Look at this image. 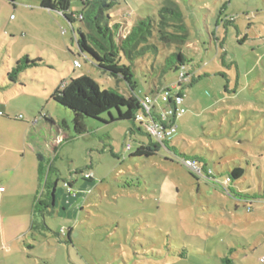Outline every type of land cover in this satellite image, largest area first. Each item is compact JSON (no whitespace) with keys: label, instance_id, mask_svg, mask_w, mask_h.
Instances as JSON below:
<instances>
[{"label":"rangeland","instance_id":"1","mask_svg":"<svg viewBox=\"0 0 264 264\" xmlns=\"http://www.w3.org/2000/svg\"><path fill=\"white\" fill-rule=\"evenodd\" d=\"M167 1L183 12L192 59L184 71L196 81L182 89L186 114L177 121L174 152L163 147L154 157L136 158L149 138L131 135L133 122L107 124L105 114L103 121L88 120V133L77 137L72 112L52 99L82 77L101 91L118 89L80 52V24L44 12L41 0L15 6L0 0V181L13 179L2 204L12 215L24 212L19 204H34L35 192L14 181L29 182L37 147L45 178L61 177L56 209L41 208L34 233L3 246L0 264H222L227 256L233 264H264V0H125L114 18L128 16L132 25ZM81 8L71 0L73 12ZM25 56L43 65L12 74ZM138 65L140 96L180 79L177 71L161 76ZM56 147L51 160L59 172L50 174L48 150ZM236 167L246 171L239 181L231 176Z\"/></svg>","mask_w":264,"mask_h":264},{"label":"trees","instance_id":"2","mask_svg":"<svg viewBox=\"0 0 264 264\" xmlns=\"http://www.w3.org/2000/svg\"><path fill=\"white\" fill-rule=\"evenodd\" d=\"M17 1L7 0L8 3L14 6ZM124 1L80 0L82 3L81 10L73 12L71 0H41L42 9L57 12L71 25L76 22L80 24L77 38L80 52L103 74L113 78L118 88L101 91L96 81L88 77H82L77 80L71 79V82L56 89L52 99L72 112L73 130L77 137L85 136L88 133V120L103 121L102 117L105 114L110 116V122L106 121L107 124L120 121L133 122L137 129H130L131 135H136L139 131L148 136L149 143L141 142L131 157L151 158L156 156L163 147L171 152H174L175 147L172 146V139L167 140L164 144L156 142L146 129V123L137 122L136 116L141 110L140 103L142 99L151 96L154 100L157 99V104L153 108V117L160 119L162 113L166 110V106L162 101L159 103V97L169 86L155 85L150 93L140 96L138 82L136 81V67H139L140 63L136 66V62L141 60L144 66L142 71L149 74L164 76L172 71L179 72L180 76L184 74L181 81L179 80L182 89L190 81V78L192 83L195 82L196 78L184 71L187 65L192 63V59L187 53L190 39L189 31L183 12L174 2H165L158 9L156 15L139 18L130 25L128 16L117 15V18H114L115 8ZM127 23L128 27H126ZM42 65L41 59L32 61L28 56H25L17 61L12 74L19 75L29 68ZM11 78L14 81L17 80V77L11 76ZM122 84L125 85L123 91L120 89ZM113 110L117 112V116L113 115ZM179 119L176 120V124ZM62 126L69 129L66 121L62 122ZM70 140L72 139L66 138V141ZM128 146L130 148L127 150L132 151L131 145ZM56 150H58V147ZM37 157L39 161V180L44 183L43 188L46 190L42 195L45 196L46 192V199L42 200L38 197L42 187L40 185L34 201L31 233L36 230L35 221L40 209H54L53 203L61 178L57 175L52 183L49 179L50 175L46 179L45 160L39 154ZM49 164H51L49 165L50 174L52 171L59 172L52 162H49ZM245 173L244 168L236 167L232 170L231 176L235 181H239L245 176ZM230 180L228 178V181ZM65 183H68L69 189L72 190L74 182L64 181ZM262 195L264 196V184ZM52 213L50 212V214ZM30 248L32 247L30 246ZM222 264H233V262L227 256L222 259Z\"/></svg>","mask_w":264,"mask_h":264},{"label":"built area","instance_id":"3","mask_svg":"<svg viewBox=\"0 0 264 264\" xmlns=\"http://www.w3.org/2000/svg\"><path fill=\"white\" fill-rule=\"evenodd\" d=\"M75 67L81 68L82 65L79 61H75ZM184 77L181 74L180 81ZM162 102L166 106V110L162 113L160 119L153 117V108L157 104V99H153L151 96H146L142 99L140 105L141 110L136 116L137 122H145L146 129L150 133L151 137L158 143L164 144L167 140L172 139L178 131L176 120L181 118L186 113V108L183 106L185 101V95L182 88L179 85V81L169 86L162 94ZM130 147L128 146L127 149ZM191 166L194 164L190 163ZM85 179L92 180L94 174L87 172L84 175ZM69 189L68 183L64 184ZM4 187H0V193L5 192ZM70 190V189H69Z\"/></svg>","mask_w":264,"mask_h":264},{"label":"crops","instance_id":"4","mask_svg":"<svg viewBox=\"0 0 264 264\" xmlns=\"http://www.w3.org/2000/svg\"><path fill=\"white\" fill-rule=\"evenodd\" d=\"M42 10L47 13V10H44V9ZM48 12H52V11H48ZM53 13H57V12H53ZM56 148H54L53 151L51 149L48 150V160H47L48 162H52L51 158L56 156V153L58 151L56 150ZM36 150H37V153L35 154V156L37 158V161H38V157H37L38 154L41 155L45 160V157L42 154V150H40L39 147H37ZM49 151H51V153L54 155H51ZM57 156L54 158V161L57 159ZM11 169L12 171L17 172L20 170V166L16 168L12 167ZM4 179H5L4 181L2 180L0 181V187H4L6 189L5 192L0 193V197H2L0 199L1 200V204H0V250L3 248V246H6L7 244H9V246L17 244L20 236H23V235L25 236V233L27 231L31 232V228L33 224L32 215L34 211V204H19V206H21V208H23L24 210L23 213H19L17 215L8 214L5 204H2V203H3L4 197L10 194L12 190L11 184H12L13 179H9L7 176ZM14 183L17 185L19 189H24L28 193L32 194L33 192H35L34 194L35 196L34 201H35L37 191L39 190V187L41 185L40 180H39V161L37 164V169L31 171V177H30L29 182H27V184L20 183V181H16V182L14 181ZM74 186H75V182H74ZM53 208L54 210L56 209V201L53 203Z\"/></svg>","mask_w":264,"mask_h":264}]
</instances>
